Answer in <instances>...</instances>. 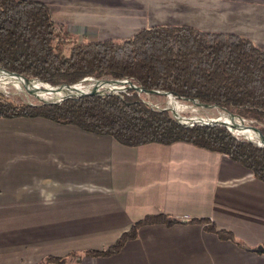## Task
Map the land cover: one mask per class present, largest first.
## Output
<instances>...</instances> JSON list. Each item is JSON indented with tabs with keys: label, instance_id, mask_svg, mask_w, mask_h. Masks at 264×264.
Returning <instances> with one entry per match:
<instances>
[{
	"label": "crops",
	"instance_id": "crops-1",
	"mask_svg": "<svg viewBox=\"0 0 264 264\" xmlns=\"http://www.w3.org/2000/svg\"><path fill=\"white\" fill-rule=\"evenodd\" d=\"M31 1L80 43L171 25L238 34L264 51V0ZM149 214L184 222L143 225L117 253L63 264H264V182L228 155L0 117V264L101 250ZM211 223L243 246L218 238Z\"/></svg>",
	"mask_w": 264,
	"mask_h": 264
},
{
	"label": "trees",
	"instance_id": "trees-1",
	"mask_svg": "<svg viewBox=\"0 0 264 264\" xmlns=\"http://www.w3.org/2000/svg\"><path fill=\"white\" fill-rule=\"evenodd\" d=\"M0 67L51 85L73 84L87 76L127 77L147 90L175 91L225 107L264 135V51L238 34L156 25L123 40L74 43L70 34L52 21L43 3L0 0ZM145 95L127 89L118 95H85L35 106L0 94V117H44L110 135L126 146L184 141L228 155L264 182V147L237 139L222 125L183 126L168 110L152 108ZM166 218L164 214L145 215L101 250L46 257L38 264H63L69 257L81 255H112L135 239L141 226L164 223ZM207 229L221 240L243 246L228 230L212 223Z\"/></svg>",
	"mask_w": 264,
	"mask_h": 264
},
{
	"label": "water",
	"instance_id": "water-1",
	"mask_svg": "<svg viewBox=\"0 0 264 264\" xmlns=\"http://www.w3.org/2000/svg\"><path fill=\"white\" fill-rule=\"evenodd\" d=\"M0 71L4 73V76H8L11 78H18V79H22L23 81H34V82H41L43 84H45L46 86L43 87V90H51V91H57V90H61V88H76L77 84H82L84 82H89V81H94V82H99L97 85H94L93 87H91L88 90H77V89H73L71 90L68 94H64L60 97H58V99H54V100H40L39 104H32V103H28L30 105H35V106H40V105H44V104H60L63 101L67 100V99H77L79 97L85 96V95H98V96H105V95H110V94H119L121 92H125L127 89H134L136 90L138 93H144L147 95H161V96H165L166 98H171L172 100L174 98H176L177 100H179L184 106H190L193 108H197V109H206L209 111H213L215 112V114H217L218 112L225 114L226 116H228L229 118H234V117H239L236 114L231 113L230 111H228L225 107L216 105L214 103H206V102H202L199 99H195V98H186L181 96L180 94H178L175 91H164V90H157V89H144L143 87L136 85L134 83H132L127 77L124 78H113V77H104V78H95L92 76H87L82 78L81 80L73 83V84H59V85H51L49 83H46L45 81H42L38 78H27L26 76L16 73V72H12V71H8L6 69H3L0 67ZM111 85L113 87H120V88H116V89H107L106 86ZM146 103H148L146 101ZM149 104V103H148ZM151 107L152 105L149 104ZM154 108V107H152ZM154 109L157 110H168L173 118L181 125L183 126H193V125H222L225 126L237 139H244L246 141L251 142L253 145L259 146V147H264V135L262 134V132L260 131V129L254 125L248 124L249 129H252L254 131H256L258 140H252L251 138H249V135H246V133H238L236 134V127H230L228 126L225 122L220 121L219 119H207V120H196V118L202 119L200 117H196V118H192V117H183L180 116L177 112L176 109L174 107H171L169 105H167L165 108H157L155 107ZM185 119V120H184ZM242 120H244L243 118H241ZM166 221L168 223H176V222H184V220L178 219V218H174V217H167ZM261 250H263V248H260Z\"/></svg>",
	"mask_w": 264,
	"mask_h": 264
},
{
	"label": "rangeland",
	"instance_id": "rangeland-1",
	"mask_svg": "<svg viewBox=\"0 0 264 264\" xmlns=\"http://www.w3.org/2000/svg\"><path fill=\"white\" fill-rule=\"evenodd\" d=\"M198 29V28H197ZM74 37V36H73ZM71 40L74 41V43H80L78 41H76L75 39H73L71 37ZM3 84V85H2ZM83 85H85L86 83H82ZM30 85L28 88H36V87H44L46 85L41 84L39 82H30ZM3 89V90H2ZM0 94L4 95L5 97H7L10 100H13L14 102H24V103H32V104H39L40 103V98H38L35 95H31L28 93L25 94L23 91L21 92V90L19 88H16L13 84L11 83H3L0 82ZM53 92H51L50 95H52ZM147 99V102L149 104L152 105V107H157V108H165L167 105L171 106V107H175V103L177 105V109L176 112L183 117H192V118H196V117H200V118H205L207 117L208 119H213L215 116H217V114H221L220 112H218L217 114H215V112L213 111H209L206 109H197V108H193L190 106H184L179 100H177L176 98H174L173 100H169L168 98H166L165 96H154V95H145ZM180 105V106H179ZM183 105V106H182ZM196 111V112H195ZM207 111V112H206ZM209 113V114H208ZM203 114V115H202ZM172 115V114H171ZM196 115V116H195ZM225 115V114H223ZM238 118V117H237ZM240 119V118H238ZM241 120L242 125L247 128L248 124H251L250 121L247 120ZM252 125V124H251ZM249 129V128H247Z\"/></svg>",
	"mask_w": 264,
	"mask_h": 264
},
{
	"label": "bare ground",
	"instance_id": "bare-ground-1",
	"mask_svg": "<svg viewBox=\"0 0 264 264\" xmlns=\"http://www.w3.org/2000/svg\"><path fill=\"white\" fill-rule=\"evenodd\" d=\"M0 82L3 83H11L13 84L16 88H19L21 90V92L23 91L25 94L28 95H35L38 98H40V100H54V99H58V97L64 95V94H68L71 90L73 89H77V90H88L91 87H93L94 85H97L99 82H94V81H89V82H85L86 84H77L76 88H61V90H57L55 91H51V90H43V87H36V88H28L30 85V81H23L22 79H14L8 76H4V73L0 71ZM41 83V82H39ZM43 84V83H41ZM3 85V84H2ZM45 85V84H44ZM107 89H118L120 87H113L110 84L108 86H106ZM3 90V89H2ZM51 92H53L52 95ZM68 92V93H67ZM170 101L172 100L171 98H168ZM178 105V104H177ZM177 105L175 103V107L177 109ZM180 106V105H179ZM183 106V105H182ZM196 112V111H195ZM207 112V111H206ZM209 114V113H208ZM203 115V114H202ZM196 116V115H195ZM215 119H219L220 121L225 122L228 126L230 127H236V134L238 133H246V135H249L248 137L251 138L252 140H258L256 131L252 130V129H247L245 128L242 123H241V118L238 119L237 117L234 118H229L226 115H221V114H217V116L214 117ZM208 118L204 116V118L202 117V119L196 118V120H207ZM185 120V119H184Z\"/></svg>",
	"mask_w": 264,
	"mask_h": 264
}]
</instances>
